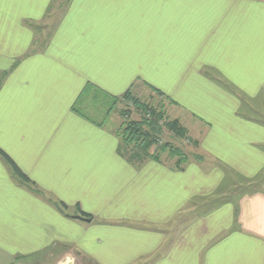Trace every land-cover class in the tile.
<instances>
[{
	"label": "crops",
	"instance_id": "obj_1",
	"mask_svg": "<svg viewBox=\"0 0 264 264\" xmlns=\"http://www.w3.org/2000/svg\"><path fill=\"white\" fill-rule=\"evenodd\" d=\"M154 90L184 167L117 151ZM0 264H264V0H0Z\"/></svg>",
	"mask_w": 264,
	"mask_h": 264
},
{
	"label": "trees",
	"instance_id": "obj_2",
	"mask_svg": "<svg viewBox=\"0 0 264 264\" xmlns=\"http://www.w3.org/2000/svg\"><path fill=\"white\" fill-rule=\"evenodd\" d=\"M154 92L157 94V105H150L142 99L132 97L130 91L122 96L127 105L130 103L134 110L140 113L137 119H133L130 108H124L120 112L121 121L115 132L119 142L117 147L119 155L134 166H139L147 159L160 160L159 154L165 151L169 150L172 153L177 151L170 143L165 142L160 145V138L164 135L165 128L178 139H183L186 135L184 128L177 121L165 118L161 102L163 94L157 90ZM11 169L23 183L29 185L15 167L11 165ZM55 205L62 210L58 204Z\"/></svg>",
	"mask_w": 264,
	"mask_h": 264
},
{
	"label": "rangeland",
	"instance_id": "obj_3",
	"mask_svg": "<svg viewBox=\"0 0 264 264\" xmlns=\"http://www.w3.org/2000/svg\"><path fill=\"white\" fill-rule=\"evenodd\" d=\"M58 12V11H57ZM57 19V17H56ZM32 31V30H31ZM33 32V31H32ZM35 32H33L34 34ZM44 33V32H43ZM142 98L145 97V96H141ZM142 98H139V99H142ZM144 99V98H143ZM142 99V100H143ZM145 102H147L148 104L150 105H157L158 103V99L156 98H153V99H144ZM129 107L130 108V115H131V118L133 119H137L139 116H140V113L135 111L134 108L132 107L131 104L128 103L127 106L123 107V105H120L118 107V110H124V108H127ZM120 112V111H119ZM118 112V113H119ZM118 113H116L117 115L115 117H113L114 119V124L117 122V123H120L121 121V116L119 115L118 116ZM190 134V133H189ZM191 138L193 140H198L197 138H195V136L192 134H190ZM165 142L167 143H170L171 145H173L177 151L179 153H172L170 152L169 150L168 151H165L164 153L162 154H159V159H163L165 161H167L168 163V166L170 165H173L174 167H184L185 165H187L188 163H192L193 161H195L194 159L196 158H193L194 154L196 152H198V149L196 147V144H195V141H192L189 139L187 140H182V139H178V138H174V136H172V133L170 134V131H168L166 128L164 129V135L160 138V145L161 143L164 144ZM154 150V149H152ZM173 167V168H174ZM240 179H243L242 176H237V177H234V176H231V175H227L225 176V180H227V182H225V184H222V186H224V189H226V187L229 185V181L232 180L235 182V179L237 182H239L238 180ZM231 186V185H230ZM233 186V185H232ZM234 196L233 193H230L229 195V200L230 201H233L232 199H234ZM210 200V199H209ZM193 207V206H192ZM211 206H208V209H210ZM190 208V206H189ZM201 209H204V206H201ZM195 210H198V208H196ZM200 211V209H199ZM202 211V210H201ZM194 212L196 211H193V212H190L188 214L189 217H193L194 216ZM186 216V218L188 217ZM178 220H180L179 218H177ZM180 222L182 223V220H180ZM180 222H177V226L180 224ZM175 227V226H174ZM179 229L176 228L175 232L178 231ZM172 233V232H171Z\"/></svg>",
	"mask_w": 264,
	"mask_h": 264
},
{
	"label": "water",
	"instance_id": "obj_4",
	"mask_svg": "<svg viewBox=\"0 0 264 264\" xmlns=\"http://www.w3.org/2000/svg\"><path fill=\"white\" fill-rule=\"evenodd\" d=\"M72 217L80 219V217H78V216H72Z\"/></svg>",
	"mask_w": 264,
	"mask_h": 264
}]
</instances>
